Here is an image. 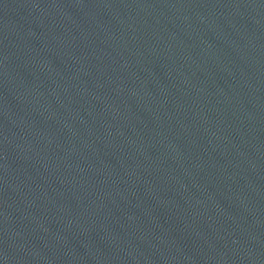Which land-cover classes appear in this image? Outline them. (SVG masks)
Instances as JSON below:
<instances>
[{"label":"water","instance_id":"obj_1","mask_svg":"<svg viewBox=\"0 0 264 264\" xmlns=\"http://www.w3.org/2000/svg\"><path fill=\"white\" fill-rule=\"evenodd\" d=\"M0 264H264V0H0Z\"/></svg>","mask_w":264,"mask_h":264}]
</instances>
